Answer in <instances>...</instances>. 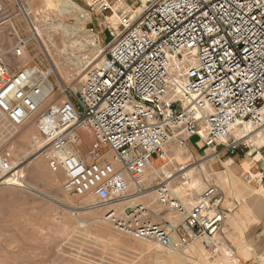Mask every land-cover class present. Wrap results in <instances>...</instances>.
I'll return each instance as SVG.
<instances>
[{"label": "built area", "instance_id": "1", "mask_svg": "<svg viewBox=\"0 0 264 264\" xmlns=\"http://www.w3.org/2000/svg\"><path fill=\"white\" fill-rule=\"evenodd\" d=\"M129 1L131 7L124 0H87L110 38L78 92L59 103L39 110L50 91L47 71L12 70L0 55V138L7 144L36 115L31 150L62 167L67 192L93 195V207L104 208L103 220L119 232L173 251L196 241L217 250L229 211L217 186L187 202L173 193L181 176L149 186L144 176L154 158L172 160L171 140L183 147L197 136L231 155L254 146L250 130L236 136L232 129L242 122L264 127V0ZM2 6L0 0V12ZM25 45L18 38L13 55L20 57ZM82 129L94 140L86 156ZM10 158L0 156V184H21L22 168ZM256 180L264 187L262 171Z\"/></svg>", "mask_w": 264, "mask_h": 264}, {"label": "rangeland", "instance_id": "2", "mask_svg": "<svg viewBox=\"0 0 264 264\" xmlns=\"http://www.w3.org/2000/svg\"><path fill=\"white\" fill-rule=\"evenodd\" d=\"M73 1L82 7L84 13L61 14L44 7V0H20L22 8L16 0H2L0 55L4 62L12 70L37 66L44 72L49 71L48 80L54 85V91L39 110L78 92L82 77L100 61L103 56L100 49L110 38L105 25L100 23L101 15L90 9L87 0ZM130 5L131 1L124 0V7ZM29 22L39 28L38 37L31 34ZM61 23L69 26L67 33L59 26ZM18 38L24 39L26 45L22 55L15 57L12 47ZM34 116L33 123L36 122ZM262 120L264 122V110ZM33 123L32 126L28 122L21 125L7 144L0 138V156L8 152L10 162L19 163L22 168L19 175L21 184H0V264H226L223 258L226 255L230 261L235 260L234 264H243L230 247L225 230L222 239L218 234L217 244L221 247L217 250L205 242L196 241L178 251L180 254L169 253L152 242L119 232L103 220L104 208L93 207V196L86 200L64 189L65 173L61 166L57 180L50 179L47 171L55 167L50 165L46 156L34 153L30 147L33 136L37 134ZM255 127L242 122L232 129V134L240 136L250 130L255 142L263 137L261 130ZM79 133L82 137L79 148L85 154L94 145L93 136L88 130H80ZM197 138L192 136L189 139L192 149L197 148ZM169 143L174 147V157L170 156L172 160L164 162L154 158L152 163L160 167L162 178L177 177L192 168L188 178L192 185H182V192L177 197L183 198L185 194L195 197L206 184L214 182V151L209 148L206 157L194 158L184 149L185 146L180 147L175 140ZM215 150L221 153L218 147ZM183 165L185 169L180 170ZM149 171L147 168L145 172L147 186L159 180L154 176L148 181ZM182 182V178L177 177L172 187L180 186ZM149 196L145 198L146 202L154 198L153 194ZM165 217L169 218V215Z\"/></svg>", "mask_w": 264, "mask_h": 264}, {"label": "crops", "instance_id": "3", "mask_svg": "<svg viewBox=\"0 0 264 264\" xmlns=\"http://www.w3.org/2000/svg\"><path fill=\"white\" fill-rule=\"evenodd\" d=\"M260 130L262 139H257L249 151L238 148L230 155L211 149L216 156L213 162L216 166L214 182L206 184L201 190L209 185L217 186L223 197L222 204L229 210L219 232L220 237L222 239L225 230L230 247L243 264H264V187L256 180L259 171L264 174V127ZM190 138H186L184 148L189 155L194 158L206 157L209 148L197 138V148L192 149ZM173 148L170 143L167 145V152L172 157ZM193 198L185 194L182 199L189 202Z\"/></svg>", "mask_w": 264, "mask_h": 264}, {"label": "bare ground", "instance_id": "4", "mask_svg": "<svg viewBox=\"0 0 264 264\" xmlns=\"http://www.w3.org/2000/svg\"><path fill=\"white\" fill-rule=\"evenodd\" d=\"M16 1H18V5H19V7L20 8H22V5H21V3H20V0H16ZM43 6L44 7H46V8H49V9H52V10H56V11H58L59 13H61V14H64V13H69V14H74V15H78V14H80V13H84V10L82 9V7L80 6V5H78L76 2H74L73 0H44V4H43ZM2 8H3V6H2ZM31 13V12H30ZM32 14V13H31ZM50 14H52V13H50ZM26 15V14H25ZM84 16L86 17L87 15L86 14H84ZM24 18V17H23ZM33 18V17H32ZM45 19H47V18H45ZM62 19V18H61ZM51 22H52V20H51ZM61 22V21H60ZM36 23V22H35ZM53 23V22H52ZM10 24H11V22H10ZM57 24H59V22H57ZM29 30H30V32H31V34L33 33V35L35 36V38L36 37H38V31H39V28L37 27V26H34L31 22H29ZM53 25V24H52ZM26 26V25H25ZM24 26V27H25ZM60 27H61V29L63 30V32H68L69 31V26L67 25V24H60L59 25ZM27 29V28H26ZM38 39V38H37ZM95 44V43H94ZM98 46V45H97ZM29 55V54H28ZM14 57V56H13ZM94 57V56H93ZM24 58H26V56H24ZM102 59V58H101ZM101 59H100V61H101ZM99 61V62H100ZM93 62V61H92ZM98 62V63H99ZM97 63V64H98ZM96 64V65H97ZM54 65V64H53ZM51 72H55V70L54 69H51ZM47 74H49V71H47L45 74H44V78L46 79V80H48V78H47ZM83 78H84V76L82 77V79L81 80H83ZM51 86V87H50ZM46 87L48 88V90H50V91H48V94H46V95H44L43 96V100H42V102L40 103V105L43 103V102H45L46 100H47V98H49L50 97V95H51V93L54 91V85L50 82V85H49V83L46 85ZM48 101V100H47ZM48 106V105H47ZM264 110V105H263V107H262V111ZM35 118V116L33 115V116H30L22 125H24L25 126V124L28 122V123H31V125L30 126H32V121H33V119ZM33 124H35V123H33ZM21 126V125H20ZM30 128V127H29ZM234 129H235V127H234ZM82 130H84V129H82ZM89 131V130H88ZM79 132H80V130H79ZM78 132V133H79ZM79 138H80V142H81V144H82V137L80 136V133H79ZM91 139V138H90ZM92 147V146H91ZM90 148V147H89ZM88 148V149H89ZM80 153H81V151H80ZM83 156H86V153L85 154H83V153H81ZM105 156H106V159L107 160H109V161H111L112 160V153H111V151H106L105 152ZM158 160V159H157ZM160 161V160H159ZM11 164H14V163H11ZM162 167V166H161ZM50 168V167H49ZM62 168V167H61ZM194 168V167H193ZM48 169V168H47ZM51 169V168H50ZM58 169V170H57ZM60 166L59 165H55V169H53V170H48L47 171V173H48V175H49V177H50V179H52L53 181L54 180H57V176H58V174H59V172H60ZM149 169H150V171L148 172V181H149V179H151L150 177H159L161 180H162V178H161V176H160V174H159V171L161 170L160 169V167L159 166H154L153 165V163L151 162V164H150V166H149ZM183 170V169H185V165H183L182 167H180V170ZM61 171H63L64 172V170H61ZM192 171V168H190L189 170H186V171H184V172H182L179 176H181V178H182V174H183V178H182V180H183V182L181 183V185L180 186H177V187H173V193L177 196V194L178 193H181L182 192V185H188V186H191L192 185V183H190L189 182V180H188V178H189V175H190V172ZM162 173H166V172H162ZM45 174V173H44ZM144 178H145V176H144ZM145 180H146V178H145ZM146 182V181H145ZM54 186H55V184H54ZM152 194V191L151 192H149V194L147 195V197L149 196V195H151ZM93 195H91V194H86L84 197H85V199L86 200H89V198H91ZM150 197V196H149ZM148 197V198H149ZM180 197V196H179ZM160 247V246H159ZM219 247H221V246H219ZM162 248V247H161ZM164 249V248H163ZM167 250V252H169V253H173V254H180L178 251H173V250H169V249H166ZM224 250H228V249H224ZM223 252V251H222ZM221 252V253H222ZM230 253V252H229ZM228 252H227V254H229ZM232 255V254H231ZM232 257V256H231ZM223 258H224V261H225V263L226 264H234V262H235V260H234V262H232V261H230V259H229V256H223ZM231 260H233V259H231Z\"/></svg>", "mask_w": 264, "mask_h": 264}]
</instances>
